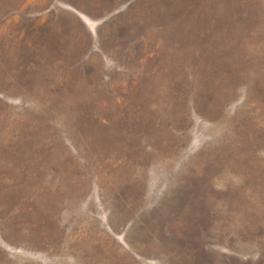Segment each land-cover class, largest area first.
I'll return each mask as SVG.
<instances>
[{"label": "rangeland", "instance_id": "374dc122", "mask_svg": "<svg viewBox=\"0 0 264 264\" xmlns=\"http://www.w3.org/2000/svg\"><path fill=\"white\" fill-rule=\"evenodd\" d=\"M0 264H264V0H0Z\"/></svg>", "mask_w": 264, "mask_h": 264}]
</instances>
